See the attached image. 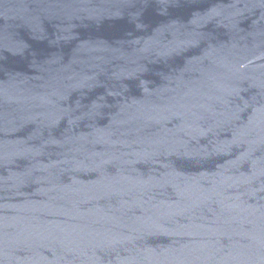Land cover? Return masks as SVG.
I'll return each instance as SVG.
<instances>
[{"label":"water","instance_id":"1","mask_svg":"<svg viewBox=\"0 0 264 264\" xmlns=\"http://www.w3.org/2000/svg\"><path fill=\"white\" fill-rule=\"evenodd\" d=\"M0 264H264V0H0Z\"/></svg>","mask_w":264,"mask_h":264}]
</instances>
